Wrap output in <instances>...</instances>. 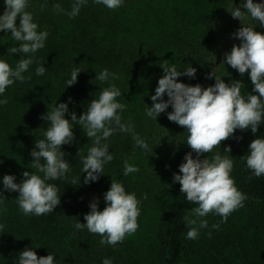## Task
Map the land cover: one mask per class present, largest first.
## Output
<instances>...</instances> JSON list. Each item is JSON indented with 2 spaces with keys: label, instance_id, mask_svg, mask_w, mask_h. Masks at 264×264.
I'll return each mask as SVG.
<instances>
[{
  "label": "trees",
  "instance_id": "obj_1",
  "mask_svg": "<svg viewBox=\"0 0 264 264\" xmlns=\"http://www.w3.org/2000/svg\"><path fill=\"white\" fill-rule=\"evenodd\" d=\"M245 1L126 0L125 7L112 10L87 0L79 14L70 18L67 13L75 0H28L26 11L38 24L37 31L48 33L44 48L29 54H11L8 49L18 47L19 42L12 39L10 32L0 30V59L13 69L20 59H34L28 71L22 73L25 80L15 81L0 95V100H8L0 104V264H19V253L26 248L36 251L38 257L53 255L54 264H103L105 258L112 264H264V175L256 177L245 159L251 141L264 138V123L255 134L250 129H237L232 138L200 157L211 159L216 153L230 156L234 165L231 177L247 199L226 222L214 213L202 218L208 226L199 229L195 240L187 239L190 228L184 217L198 205L187 201L181 185L172 177L173 170H179L192 150L186 144V129L169 121L167 115L162 118L172 122L178 136L175 160L151 183L145 178L131 181L124 173L120 176L126 192H134L140 201L141 217L137 222L141 238L137 243L120 247L101 244L100 235L74 227L76 222L86 223L84 215L90 212L94 199L99 201V210L106 207L104 194L113 180L110 166L120 152L113 145L114 135L104 141L113 160L104 164L98 181L84 184L87 174L82 172V158L87 156L93 140L80 125H73V142L61 147L67 154L70 171L66 178L48 181L57 186L61 195V204L50 214L24 215L17 203L19 193L4 190L2 183L4 175H13L15 182L21 183L25 171L43 176L32 168L31 152L37 139L44 138L38 129V123L44 120L41 117L60 103L68 104L66 119L71 120L73 112L79 118L104 88L115 85L121 92L117 101L126 105L119 114L137 117L142 135L146 123L155 124L147 118L146 109L152 106L151 96L164 75L161 66L165 60L178 71L196 68L195 78L180 76L178 82L214 86L215 77L207 76L214 70L223 79L221 54L230 46L234 23L239 20L229 11ZM56 4L63 11L58 12ZM41 5H45L43 10ZM5 8L4 0H0V15ZM255 31L264 33L258 21ZM39 66L46 69L43 75L36 74ZM74 69L81 71L77 82L67 86ZM105 69L110 74L108 80L95 79ZM112 73L119 78L113 79ZM239 75L236 74L244 83L241 94H258L253 92L248 73ZM171 111L169 106L165 112ZM126 143L124 150L133 153L131 141ZM228 146L230 153L224 151ZM192 155L196 158L195 153ZM73 178H77L76 184H71Z\"/></svg>",
  "mask_w": 264,
  "mask_h": 264
},
{
  "label": "clouds",
  "instance_id": "obj_2",
  "mask_svg": "<svg viewBox=\"0 0 264 264\" xmlns=\"http://www.w3.org/2000/svg\"><path fill=\"white\" fill-rule=\"evenodd\" d=\"M94 2L114 10L122 5L123 0ZM4 3L6 8L0 15V30L10 32L12 39L19 42L18 47H11L8 51L11 54H29L44 48L48 33L37 31L38 24L33 22V15L26 11L28 0H4ZM86 3L87 0H75L67 15L70 18L76 17L81 6ZM44 7L45 5H41L42 10ZM54 8L58 12L63 11L60 4L54 5ZM229 12L244 26L232 34L241 43L234 44L231 51L224 54L223 62L238 71L241 76L248 73L254 86L253 92L258 94L249 93L245 97L241 94L244 85L242 81L225 83L214 70L207 76L208 79L215 77L214 86L205 88L199 84L191 86L178 82L177 78L180 76L195 78L196 68L190 66L184 71H178L175 65L169 66L165 60L161 66L164 75L158 80L155 94L151 96L152 106L146 109V115L157 120V117L171 106L173 111L167 114V118L185 128L188 133L186 144L192 151L185 155V162L179 165L180 174L173 175V182H179L180 191L185 194L188 202L198 205L191 210L190 215L184 217L190 228L187 239L191 240L198 238L200 228L208 226L207 220L202 218L214 213L222 217V222H226L228 216L243 207V201L247 199L231 177L234 165L230 156L216 153L211 159L200 157L212 153L222 142L232 138L237 129H250L255 134L259 125L264 123V33L255 31V28L244 23L250 17L264 27V3L246 0L240 7H234ZM33 62V58L20 59L13 69L9 63L0 59V95L15 81L23 82L25 77L22 73L28 71ZM45 71L44 66L36 68L37 75H43ZM80 72L79 69L72 71L67 86L77 82ZM109 75L105 69L96 74L95 79L104 82L108 80ZM111 75L113 79L119 78L115 73ZM165 94L168 97L166 101ZM119 96L120 90L112 85L104 88L98 99H92L87 111L79 118L75 112L72 113L71 120L65 118L69 111L67 103H60L41 117L49 121L50 125L44 138L35 142L31 156L32 168L38 173H43V176L25 171L21 183H16V177L13 175H4L2 180L4 190L19 193L17 203L24 215L50 214L61 204L59 189L48 181L66 178L70 171L69 162L65 159L67 154L61 151V147L73 142L74 124L80 125L84 134L93 140V146L88 149L87 156L82 158V172L87 174L84 184L98 181L104 164L113 160L109 145L104 141L114 133L132 132L136 146L148 149L147 142L135 134L131 121L127 124L122 122L119 112L123 111L126 105L117 101ZM7 103L6 98L0 100V104ZM224 151L230 153L231 147L228 146ZM192 153L196 154V158H193ZM248 153L245 157L247 167L256 177L264 175V138L253 139ZM138 171V167L125 160V176ZM77 182V178H73L71 184ZM144 199H147V194ZM104 200L106 207L101 211L98 209V199H94L89 205L90 212L84 215L86 223L76 222L74 227L77 230L87 228L90 233L102 237L101 244L115 247L123 242L126 236L133 235L138 230L140 201L134 192H126L123 184L115 180L111 181L109 190L104 194ZM213 227L218 228L219 225ZM54 260L55 257L51 254L38 257L36 251L29 248L19 253V264H54ZM103 264H112V261L105 258Z\"/></svg>",
  "mask_w": 264,
  "mask_h": 264
},
{
  "label": "rangeland",
  "instance_id": "obj_3",
  "mask_svg": "<svg viewBox=\"0 0 264 264\" xmlns=\"http://www.w3.org/2000/svg\"><path fill=\"white\" fill-rule=\"evenodd\" d=\"M246 2V1H245ZM244 2V3H245ZM254 3H263V0H253ZM126 0H123L121 7H125ZM244 10V9H243ZM246 26H251L253 28L256 27V21L252 20L250 17L248 20L244 22ZM244 25L241 23L240 20H237L234 23V28L231 32V34L235 33L239 28L243 27ZM255 30V29H254ZM230 42V46L228 49L221 54V73L222 77L225 83L230 84L233 80H240L236 74L238 71L231 68L230 65H227L223 62L224 54L226 52H230L233 45H239L241 41L238 38H235L232 36ZM226 46V42H224V47ZM236 71V72H235ZM240 76V75H239ZM241 81V80H240ZM167 112L161 113L157 120L150 118L155 123L153 126L148 125L147 123L142 128V135H139V132H141L140 124H136L137 117H125L121 115L122 122L127 124L129 120L131 121L132 125L134 126V132L135 134L139 135L142 139H144L148 144V149H143L141 147H137L135 144V141L133 139V133L132 132H116L114 133L113 137L116 141L113 142V145H116V149L120 152L116 153V156L114 160L112 161V165L110 166L111 171V177L113 180L120 182V176L122 173H124V162L127 160V162L133 166H136L139 168L138 172L131 173L127 178H129L131 181H142L143 178L147 179L148 182H153V179H156V177L159 176V173L161 170H165L167 165L171 160H175L176 155V147H177V133L172 127V122L169 124L166 119L162 118L165 115H167ZM50 125V123L47 120H42L38 123V129L41 132V134H45L47 127ZM131 141V144L134 148L133 153H130L129 150H124V147L126 146V140ZM129 143V142H128ZM173 174H178L177 168L173 170ZM122 179V178H121ZM121 183V182H120ZM109 190V189H108ZM141 217V216H139ZM141 238V231L138 230L135 232V234L126 236L123 242L118 243L117 247H120L121 244L124 243H137L140 241Z\"/></svg>",
  "mask_w": 264,
  "mask_h": 264
}]
</instances>
